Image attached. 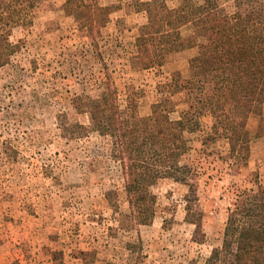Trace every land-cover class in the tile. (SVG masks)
<instances>
[{
	"label": "rangeland",
	"instance_id": "374dc122",
	"mask_svg": "<svg viewBox=\"0 0 264 264\" xmlns=\"http://www.w3.org/2000/svg\"><path fill=\"white\" fill-rule=\"evenodd\" d=\"M99 1L116 10L94 41L81 14L66 15V0H0V264H222L229 209L244 197L264 202V105L248 120V158L232 155L234 139L198 101L195 52L143 69L136 38L149 0ZM195 2L253 16L244 0ZM17 13L26 20H13ZM103 82L114 85L125 119L161 102L173 119L196 122L178 174L150 187L158 209L141 226L112 156L113 124L93 120L108 109ZM204 88L213 95V85Z\"/></svg>",
	"mask_w": 264,
	"mask_h": 264
},
{
	"label": "trees",
	"instance_id": "16d2710c",
	"mask_svg": "<svg viewBox=\"0 0 264 264\" xmlns=\"http://www.w3.org/2000/svg\"><path fill=\"white\" fill-rule=\"evenodd\" d=\"M244 1L252 7L249 19L238 13L219 15L195 0H149L145 3L147 23L139 29L136 48L143 69L163 67L171 54L195 52L189 65L198 73L192 82L200 95L198 101L214 112L215 128L234 139L232 155L240 153L246 159L254 136L248 120L264 105V10L255 9L258 0ZM115 10L102 7L99 0H66L64 6L67 16L82 15L80 26L94 41ZM17 14L12 16L17 23L26 20ZM201 39L205 44H200ZM203 52L212 56L210 65L204 63ZM206 85H213V95L204 93ZM100 89L108 109L95 111L93 120L98 122L101 115L100 121L113 124L112 156L122 168L131 215L141 226L158 209L150 187L178 174L179 152L196 122L173 119L161 102L152 104L147 117L125 119L114 85L103 82ZM221 254L222 264H228L226 258L229 264H264V202L244 197L242 206L229 209Z\"/></svg>",
	"mask_w": 264,
	"mask_h": 264
}]
</instances>
